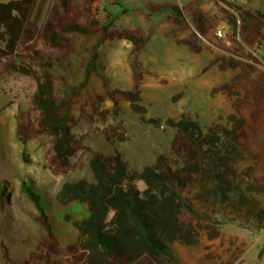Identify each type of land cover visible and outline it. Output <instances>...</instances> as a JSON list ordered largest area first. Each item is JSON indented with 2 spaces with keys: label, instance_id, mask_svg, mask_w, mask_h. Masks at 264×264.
Segmentation results:
<instances>
[{
  "label": "trees",
  "instance_id": "trees-1",
  "mask_svg": "<svg viewBox=\"0 0 264 264\" xmlns=\"http://www.w3.org/2000/svg\"><path fill=\"white\" fill-rule=\"evenodd\" d=\"M213 1L229 27L226 37L231 45L219 44L224 54L210 59L202 72L214 65L221 71L239 68V72L211 89L212 94L234 96L232 112L227 115L229 125L212 124L205 130L185 112L177 118L145 117L141 69H133L129 89L110 87L103 78V91L81 100L92 74L103 69L97 62L98 47L103 42L126 40L131 53L137 54L147 41L140 26H114L116 16L109 8L121 0H53L42 26L32 18L36 0L0 1V82L21 80L28 91L29 105L18 112L19 140L26 143L41 136L48 138L42 142L44 167L55 175L80 169L83 163L78 154L90 152L88 166L93 176L92 180L65 181L56 193L61 204L76 201L88 209L86 217L71 220L77 236L66 244L53 233L33 186L22 183L21 191L35 205L46 234L20 261L12 259L1 243L5 264H162L164 259H172L169 245L174 241L186 245L198 242L200 224L184 212L191 208L176 187L214 182V191L222 195L237 189L239 179L246 177L256 183L254 187L248 185V191L264 192V70L252 77L257 65L264 66V55H260L264 52V11L232 0ZM164 7L173 11L175 24H186V14L193 27L184 38L174 36L175 43L200 52V39L214 28V16L201 8L199 0L182 6L148 4L133 12L150 16ZM91 38L95 42L81 80L69 85L53 66L68 71L67 56L74 51L75 43ZM105 101L111 103L110 110L102 107ZM120 102L129 103L142 122L174 129L169 154H157L152 164L138 170L130 167L119 151L105 154L82 141L98 134L109 142L124 141L127 134L121 123L95 127L79 136L73 132L75 127L105 121L109 113L119 115ZM245 159L251 163L238 169L237 164ZM139 181L145 185L143 190L138 187ZM255 218L264 223V207L255 212ZM65 219L70 220L68 216ZM216 235L209 233L210 238Z\"/></svg>",
  "mask_w": 264,
  "mask_h": 264
},
{
  "label": "rangeland",
  "instance_id": "rangeland-1",
  "mask_svg": "<svg viewBox=\"0 0 264 264\" xmlns=\"http://www.w3.org/2000/svg\"><path fill=\"white\" fill-rule=\"evenodd\" d=\"M8 1V0H0ZM53 0H36L32 18L38 26L46 20ZM191 0H132L114 5L109 10L116 16L115 27L127 25L140 26L147 37L141 52L131 53V45L123 39L105 41L98 47L97 62L103 67L92 74L88 85L81 94V100L93 93H101L102 79L106 78L110 87L129 89L132 85L133 69L144 70L140 84L141 103L147 108L145 117L177 118L182 112L196 118L205 130L216 124L228 126L227 115L232 112L234 96L222 93L212 94L211 89L228 81L239 68L218 70L211 66L202 72L210 59L221 56L224 52L219 44L230 46L226 37L229 27L215 6L213 0H199L203 10L214 16V28L205 38L200 39L202 50L194 53L184 45H177L174 36L184 38L193 27L188 23L178 26L173 22V11L162 8L160 13L146 15L133 12L134 9L148 4H174L182 6ZM246 3L264 11V0H232ZM180 16V15H178ZM95 38L78 40L75 49L67 56L68 71L53 69L65 76L69 85L77 84L82 77L85 62L90 56L91 45ZM260 55H264L260 51ZM264 66L257 65L255 77ZM181 93L173 101L172 98ZM28 91L21 80L8 78L0 82V244H4L9 256L20 261L34 249L36 240L46 231L39 222V213L35 205L21 191L22 183L33 186L41 205L52 225V231L61 244L75 240L76 228L71 220L87 216L85 204L76 201L61 204L56 200V193L65 181L80 178L92 180L88 166L90 152L79 153L83 165L64 175H55L44 167L42 142L48 138L41 136L22 143L17 134L18 112L28 107ZM120 113L107 115L105 121H96L86 128H73L79 136L95 127L103 128L110 124L121 123L127 134L124 141H106L102 134L83 138V143L102 153L119 151L128 161L129 166L140 170L152 164L157 154L170 151V141L174 133L171 127H155L140 120V114L133 112L129 103L120 102ZM103 108L111 109L109 101L102 103ZM78 107L74 112L77 113ZM245 159L237 168L250 164ZM256 183L246 177L239 179V187L217 194L215 183L201 185L189 183L178 193L191 208L184 212L200 224L198 242L186 245L174 241L169 245L172 259H164L162 264H264V223L255 218V212L264 207V192L248 191L247 186ZM143 190L145 185L138 182ZM65 216L70 218L66 221ZM217 232L213 238L209 233ZM0 264H5L0 250ZM62 264H67L63 262Z\"/></svg>",
  "mask_w": 264,
  "mask_h": 264
}]
</instances>
